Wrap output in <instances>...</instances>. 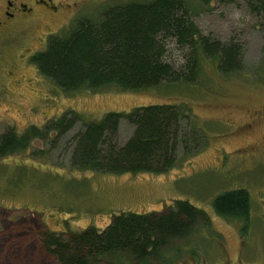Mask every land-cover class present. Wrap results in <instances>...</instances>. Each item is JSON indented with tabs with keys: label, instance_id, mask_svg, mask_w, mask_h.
<instances>
[{
	"label": "rangeland",
	"instance_id": "rangeland-1",
	"mask_svg": "<svg viewBox=\"0 0 264 264\" xmlns=\"http://www.w3.org/2000/svg\"><path fill=\"white\" fill-rule=\"evenodd\" d=\"M152 1L57 0L65 8L40 9L0 40V137L11 130L21 136L32 127L43 133L64 116L80 117L67 134L50 131L0 157V264H58L45 247L47 234L67 240L88 228L105 230L113 217L162 213L178 201L204 211L208 222L196 223L188 238L174 240L147 262L121 255L98 264H264V13L259 0H184L203 37L239 45L243 66L237 74H222L217 60L202 56L191 84L66 92L30 61L78 21L98 24L110 8ZM168 45L166 60L180 66L189 50ZM10 63L19 65L12 76L6 68ZM164 104L187 109L201 136L198 152L191 148L185 158L179 149L175 166L159 175L72 166L74 138L85 123L110 112ZM133 132L123 119L117 143L123 146ZM237 189L251 199L246 230L244 221L221 217L212 205L219 194Z\"/></svg>",
	"mask_w": 264,
	"mask_h": 264
},
{
	"label": "trees",
	"instance_id": "trees-1",
	"mask_svg": "<svg viewBox=\"0 0 264 264\" xmlns=\"http://www.w3.org/2000/svg\"><path fill=\"white\" fill-rule=\"evenodd\" d=\"M259 4L264 13V0ZM170 41L189 50L180 66L166 60ZM202 56L217 60L222 74L242 71L239 45H223L203 37L184 0H153L110 8L98 24L78 21L66 37L51 38L46 50L30 61L42 76L66 92H137L164 84L194 83ZM79 119L78 115L64 116L43 133L35 127L21 136L14 130L6 132L0 137V157L26 148L28 141L50 131L65 135ZM123 119L134 132L121 146L117 136ZM190 119L187 109L168 104L107 113L98 122L85 123L75 136L72 166L115 175L164 174L177 163L179 149L185 151V158L191 155V148L197 152L201 149V136ZM212 205L217 215L244 221L243 230L247 229L251 199L246 190L223 192ZM166 210L122 214L113 217L105 230L88 228L70 233L67 240L47 234L44 244L58 264H98L104 258L113 260L121 255L147 262L174 240L188 238L196 223L208 222L207 214L187 201H178Z\"/></svg>",
	"mask_w": 264,
	"mask_h": 264
},
{
	"label": "flooded vegetation",
	"instance_id": "flooded-vegetation-1",
	"mask_svg": "<svg viewBox=\"0 0 264 264\" xmlns=\"http://www.w3.org/2000/svg\"><path fill=\"white\" fill-rule=\"evenodd\" d=\"M60 7L65 8L57 0H0V40L6 34L17 30L20 23H24L30 17L36 15L40 9L57 12ZM67 7L71 8L72 5L67 4ZM14 64H16V67L12 63L7 64L6 68L9 69L10 76L13 75L14 70H19V65Z\"/></svg>",
	"mask_w": 264,
	"mask_h": 264
}]
</instances>
